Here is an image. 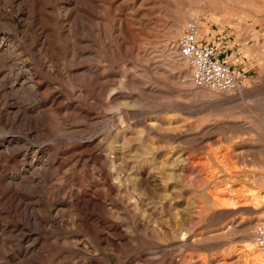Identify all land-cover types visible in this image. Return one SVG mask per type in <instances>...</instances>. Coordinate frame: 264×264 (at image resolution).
<instances>
[{"label": "rangeland", "instance_id": "374dc122", "mask_svg": "<svg viewBox=\"0 0 264 264\" xmlns=\"http://www.w3.org/2000/svg\"><path fill=\"white\" fill-rule=\"evenodd\" d=\"M261 221L264 0H0V264H264Z\"/></svg>", "mask_w": 264, "mask_h": 264}, {"label": "built area", "instance_id": "2783aa9c", "mask_svg": "<svg viewBox=\"0 0 264 264\" xmlns=\"http://www.w3.org/2000/svg\"><path fill=\"white\" fill-rule=\"evenodd\" d=\"M180 57L192 69V82L196 87H207L218 93H238L246 90L232 64L225 62L221 51L211 43L201 42L195 22H190L177 43ZM238 63L239 60L236 59ZM254 244L264 253V221L258 223Z\"/></svg>", "mask_w": 264, "mask_h": 264}, {"label": "bare ground", "instance_id": "6f19581e", "mask_svg": "<svg viewBox=\"0 0 264 264\" xmlns=\"http://www.w3.org/2000/svg\"><path fill=\"white\" fill-rule=\"evenodd\" d=\"M216 201H217V200H216ZM218 202H219V201H217V203H218ZM251 245H252V244H251ZM251 245L246 246L244 249H245V251L247 252L248 255H250V256H254V257L257 258V253L255 252L253 246H251ZM262 254H264V253H262Z\"/></svg>", "mask_w": 264, "mask_h": 264}, {"label": "crops", "instance_id": "0c3cea01", "mask_svg": "<svg viewBox=\"0 0 264 264\" xmlns=\"http://www.w3.org/2000/svg\"><path fill=\"white\" fill-rule=\"evenodd\" d=\"M224 59V58H223Z\"/></svg>", "mask_w": 264, "mask_h": 264}]
</instances>
